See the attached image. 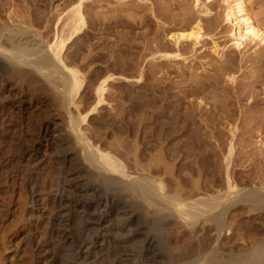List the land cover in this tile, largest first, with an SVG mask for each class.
I'll return each instance as SVG.
<instances>
[{
    "label": "bare ground",
    "instance_id": "bare-ground-1",
    "mask_svg": "<svg viewBox=\"0 0 264 264\" xmlns=\"http://www.w3.org/2000/svg\"><path fill=\"white\" fill-rule=\"evenodd\" d=\"M11 1L15 2L0 0V225L9 220L12 230H23L16 241L24 247L28 264H264L263 235L254 237L258 231L255 226L249 228L248 234L241 216H237L246 209L245 205H251L254 211L261 209L259 213L264 211L259 208L264 207V183L260 180L259 185L251 182L248 188L235 189L236 183L232 186L227 180L225 187L218 186L212 193L191 174L186 176L185 187L173 183L168 178L172 166L167 167L168 172L159 162H167L163 156L174 155L172 141L189 130L191 140L189 145L183 143L184 152L185 156L195 155L199 142L201 145L209 142L201 137L197 143L194 138L193 134L202 131L201 126L188 128L186 123L169 130L141 125L140 131L137 129L139 138H151L152 146L156 144L158 148L152 154L159 157L156 163L147 166L139 165L135 154L138 151L143 154L144 149L137 148L135 155H131L132 149H126L125 139L105 142L99 138L95 126L85 127L82 122L88 121V115L104 104L111 105L110 110H118L116 95L106 92L111 87L107 88V84L116 77L109 71L86 80L82 72L99 52L88 47L89 25L82 11L85 0L75 1L70 14L60 13L63 17L58 15V9L52 12L45 6L51 0H18L10 9ZM27 1L31 4H26ZM225 2L228 8L223 18L233 25L230 31L233 46L240 48L252 41L263 43L264 32L251 20L245 0ZM7 9L11 10L8 15ZM95 19L100 20L99 11L95 12ZM37 23H44L43 32L36 29L39 26L34 27ZM202 36L197 25L170 37L175 43L192 40L196 45ZM72 46L73 52L67 55L65 52ZM86 47L90 50L85 54ZM160 57L162 60L180 55L162 53ZM88 87L92 93L86 91ZM83 92L88 97L79 101ZM39 110L43 116L38 121L35 117ZM126 130L132 132V126L128 125ZM164 137L168 140L166 145L160 141ZM205 151L195 159V166L207 160L208 166L216 171L214 162L209 161L211 152ZM231 154L230 144L228 155ZM40 156L57 172L55 175L42 172ZM229 156L225 157L227 161ZM195 166L192 170L198 167ZM218 176L214 180L219 182ZM10 204L18 210L13 216L9 213ZM34 219L39 225L35 229ZM165 220L167 226L170 221L168 228L162 227ZM176 225L191 232L190 241L178 252L163 247L164 243L152 233L162 227L166 238ZM121 234L126 236L120 238ZM223 235L234 237V248L223 247ZM6 239H0V264H6L8 258ZM131 241L134 243L130 244ZM116 244H121L122 253L116 252Z\"/></svg>",
    "mask_w": 264,
    "mask_h": 264
},
{
    "label": "rangeland",
    "instance_id": "rangeland-1",
    "mask_svg": "<svg viewBox=\"0 0 264 264\" xmlns=\"http://www.w3.org/2000/svg\"><path fill=\"white\" fill-rule=\"evenodd\" d=\"M16 1L18 4V0ZM75 1L77 0H51L48 3L45 2L46 5L43 2V5L52 12L54 9H58V15H61L60 13L70 14L73 5L77 3ZM237 1L234 0V2ZM15 2L11 1L10 9L15 7ZM23 3L25 1L19 2V4ZM84 3L82 11L89 25L86 36L89 37L88 44H91L88 47L92 51L99 52L94 54L92 62L90 61L82 72L85 74L86 80L88 77L94 78L97 73L104 75L110 71L109 74H114L116 78L107 84V88L110 85L111 87L106 92L116 95L119 111L110 110L108 107L111 105L104 104L93 111V114L88 115L86 118L88 121L82 122V124L85 123V127H88V124L89 127L95 126L96 130H99V138L104 139L105 142L125 139L126 149H132L133 154L131 155L136 154L137 162L141 166L154 165L155 159L159 158L153 156L158 149L156 144L152 146L154 141L150 140L151 138H148L150 141L139 138L138 133L141 125L148 128L155 126L156 129L166 127L169 130L173 126L178 129L186 123L188 128L201 126L202 131L193 134L194 138L201 140L202 137L210 143L205 142L206 145L205 143L201 145V142L198 143L197 140L199 146L195 155L186 153L185 156L183 143L184 145L190 144L191 131L189 130L172 141V144L175 142L174 155L163 156V160L166 158L167 162L163 160V162H159L161 165L164 164L162 166H165L166 169L172 166V173L171 176L169 173L170 177L168 178L172 179L173 183L176 182L179 186L185 187L186 176L189 177L188 175L191 174L192 178L203 187L205 186L204 189L206 188L209 193H212L216 188L225 187L227 180L231 185L233 184L232 186L237 184L234 186L235 189H240L243 186L248 188L252 183L259 185L262 182L261 184H263L264 41L260 45L252 41L245 43L240 48L233 46L230 34L233 25L223 18L228 8L225 0H94V2L85 0ZM26 4H31V1H27ZM245 4L251 20L264 32V0H245ZM10 9H7V15L8 12H11ZM96 11H99L100 20L95 19ZM38 24L34 27L39 26L36 28L37 30H44V23ZM197 25L200 26L203 36L196 45H193L192 40H181L175 43L174 39L170 37L171 34L190 31ZM53 33L51 42L55 40ZM88 47H86L85 54L90 50ZM73 48L72 46L67 49L65 53L68 55L73 52ZM65 53L64 55H66ZM162 53H178L180 57H162L164 60H160ZM64 55L62 52L61 56L65 58ZM113 60L115 61L114 66L111 65ZM122 75L131 78L128 80L119 78ZM230 77L233 79L230 80ZM86 91L90 92L91 90L89 88ZM86 91L84 92L86 93ZM84 92L79 98L77 97L79 101L88 97ZM141 95H145L146 98L138 97ZM89 100L92 101V98ZM41 112L42 110L37 112L35 120L41 119L43 116V112ZM112 118H114L113 123L111 122ZM111 124L116 126L115 130L112 129ZM128 125L132 126L130 133L126 130ZM178 131L180 132V130ZM164 139L165 137L160 140L162 145H164L163 142L165 145L168 142L167 139ZM230 144L233 148L232 156L228 155ZM45 148L44 146L43 149ZM137 148L144 149L142 150L143 154L140 155ZM208 149L209 153L211 152L209 161L214 162L216 171H213L210 165L208 166L207 160V162H201L202 164L200 162L196 164L199 169L195 166V159L200 158L203 153H207L205 150L208 151ZM134 150L138 152L135 153ZM226 156L231 157L229 161L226 160ZM39 159V165L44 174L55 175L57 173L52 171L47 160H41V156ZM130 160L133 164V159ZM192 166L197 167V170H192ZM221 169H225V172ZM227 174L230 177H227ZM215 176L219 177V182L214 180ZM9 208L10 216L18 212L15 205L10 204ZM244 208H246L242 210L244 215L241 212L237 216H241L248 234H250L249 228L255 226L258 231L254 237L258 235L257 238H262L261 235L264 237V207H259L262 208L263 212L260 211V213L263 215L259 213L261 209L254 211L251 205H245ZM245 210L246 212L248 210L249 213H245ZM257 213L259 214L257 215ZM142 215L144 216V212ZM8 221L0 225V239L7 238L6 254L8 258L6 264H28V255L21 243L17 242L22 236L23 230L21 228L12 230ZM166 221L162 222V227L168 228L170 221L168 226V221ZM32 225V228H38V221L32 220ZM2 226H4L3 230ZM161 228H157L158 231L156 229L152 233L156 234L158 241L161 244L164 243L163 247L167 249L178 252L190 241L191 232L187 229L189 233L184 227L173 226L166 238L163 237L164 231L162 232ZM160 230L161 232H159ZM125 236V234H121L120 238ZM221 240L225 243L223 246L226 247L225 249L234 248V237L229 239L228 236L223 235ZM132 243L134 241L130 242V244ZM116 252L122 253L121 244H116Z\"/></svg>",
    "mask_w": 264,
    "mask_h": 264
}]
</instances>
